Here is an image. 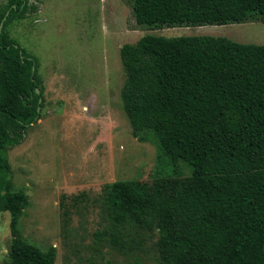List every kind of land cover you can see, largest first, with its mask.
Segmentation results:
<instances>
[{
    "label": "trees",
    "instance_id": "trees-1",
    "mask_svg": "<svg viewBox=\"0 0 264 264\" xmlns=\"http://www.w3.org/2000/svg\"><path fill=\"white\" fill-rule=\"evenodd\" d=\"M130 2L136 23L148 28L264 22V0ZM29 8L28 0H8L0 11V212L10 214L11 233L4 264L56 259L54 246L20 234L28 197L13 186L7 152L44 106L39 61L7 29ZM119 56L132 135L154 141L171 167L150 184L105 185L108 215L154 231L160 264H264V44L145 34L122 44ZM180 163L191 174H180Z\"/></svg>",
    "mask_w": 264,
    "mask_h": 264
},
{
    "label": "rangeland",
    "instance_id": "rangeland-1",
    "mask_svg": "<svg viewBox=\"0 0 264 264\" xmlns=\"http://www.w3.org/2000/svg\"><path fill=\"white\" fill-rule=\"evenodd\" d=\"M28 6L7 26L38 59L44 99L40 118L7 151L13 186L28 197L20 234L43 249L54 246V264H160L155 232L115 221L103 204L105 185L150 184L159 168L171 167L159 161L154 141L132 135L120 99L119 48L145 34L264 44V22L148 28L136 23L130 0H28ZM6 8L8 0H0V11ZM178 169L191 174L187 164ZM9 221L0 212V264L9 250Z\"/></svg>",
    "mask_w": 264,
    "mask_h": 264
},
{
    "label": "water",
    "instance_id": "water-1",
    "mask_svg": "<svg viewBox=\"0 0 264 264\" xmlns=\"http://www.w3.org/2000/svg\"><path fill=\"white\" fill-rule=\"evenodd\" d=\"M4 18H5V17H3V19L0 21V31H1L2 26H3V20H4ZM36 92L39 93V88H36ZM40 100H41V99H39V101H40ZM38 109H39V107H38Z\"/></svg>",
    "mask_w": 264,
    "mask_h": 264
}]
</instances>
